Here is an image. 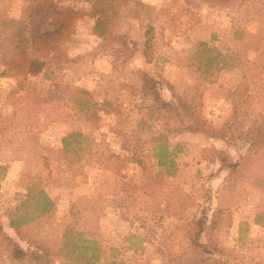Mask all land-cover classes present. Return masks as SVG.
Segmentation results:
<instances>
[{"label":"rangeland","instance_id":"rangeland-1","mask_svg":"<svg viewBox=\"0 0 264 264\" xmlns=\"http://www.w3.org/2000/svg\"><path fill=\"white\" fill-rule=\"evenodd\" d=\"M50 1L58 14L37 44L28 28L36 2L0 0L5 233L24 250L29 239L46 243L60 255L53 264H76L74 244L90 245L94 264H165L161 253L188 249V222L221 208L232 219L220 234L236 257L229 264H264V144L249 155L250 142L169 132L168 173L150 152L163 122L146 117L141 81L155 79L173 105V93L194 102L210 128L246 129L264 112V0ZM104 35L124 36L134 56L124 62ZM83 101L112 114L85 121ZM205 149L241 162L234 191ZM39 191L54 203L48 213L36 211ZM10 215L26 217L18 231ZM5 245L0 238V264H19Z\"/></svg>","mask_w":264,"mask_h":264},{"label":"trees","instance_id":"trees-1","mask_svg":"<svg viewBox=\"0 0 264 264\" xmlns=\"http://www.w3.org/2000/svg\"><path fill=\"white\" fill-rule=\"evenodd\" d=\"M27 1L36 2L30 13L28 23L30 39L33 43L43 44L51 36L47 26L51 25L50 20L53 15L58 13L50 0ZM218 1L224 3L235 0ZM104 36L109 43L118 45L114 50V54L122 58L124 62L134 56L135 51L131 49L124 36L116 38L110 35ZM144 54L146 55V53ZM141 81L143 82V94L149 97L150 100L147 106L146 117L163 122L162 130L153 133L150 137V152L153 158L156 159L157 166L165 168L168 173H171L176 168V163L172 159V153L169 151V132L183 131L192 134H201L210 139L250 142L248 148L249 155L255 154L256 149L264 144V112L260 113L244 130L243 128H238L235 129V132H232V128L229 125H225L220 129L210 128L198 116L194 102H189L185 98L173 93L177 101V105H173L162 98L155 79L148 74H142ZM79 106L83 110L85 121H91L97 118L98 112H101L104 116L112 114L110 109H106L104 105L99 106L94 102L83 101ZM233 115H237L236 110ZM144 123L146 124L145 118L141 120L139 129L142 125L144 126ZM67 139L68 137L63 139L65 148L68 146ZM132 144H136V147L138 146L137 141L135 143L132 141ZM203 157L210 163L218 162L222 170L228 172L222 188L224 190L234 191L237 186V174L241 168V162L233 161L226 152L215 149H205ZM133 160L139 164L141 163L137 159ZM133 187L137 188L134 185ZM38 197L36 211L41 214L50 212L54 207L53 201L43 191H39ZM25 222L26 217L10 215L9 227L18 231ZM231 227L232 219L230 213L221 208L213 211L210 219L206 215L200 218H193L186 226L185 237L189 241L188 249L180 253H174L173 251L161 253L164 257L165 264H229L230 259L232 257L235 259L236 257H234L233 250L227 249L221 243L220 234L223 230L230 229ZM0 238L6 244V252L19 264H53V260L60 257L59 253L54 251L49 245L33 239L27 241L28 249L24 250L14 239L5 233L1 226ZM72 250H77L74 251L78 256L74 259L77 262L76 264H94L99 258L95 254L90 257L87 256V253L91 250L90 245L87 244H74L72 245ZM80 256L83 259V263L80 262Z\"/></svg>","mask_w":264,"mask_h":264}]
</instances>
